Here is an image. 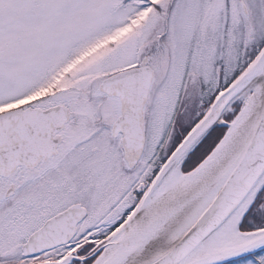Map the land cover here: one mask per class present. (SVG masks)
<instances>
[{
  "label": "snow or ice",
  "instance_id": "obj_1",
  "mask_svg": "<svg viewBox=\"0 0 264 264\" xmlns=\"http://www.w3.org/2000/svg\"><path fill=\"white\" fill-rule=\"evenodd\" d=\"M0 264H264V0H0Z\"/></svg>",
  "mask_w": 264,
  "mask_h": 264
}]
</instances>
